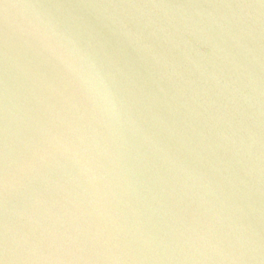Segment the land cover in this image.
Segmentation results:
<instances>
[{
    "label": "water",
    "instance_id": "water-1",
    "mask_svg": "<svg viewBox=\"0 0 264 264\" xmlns=\"http://www.w3.org/2000/svg\"><path fill=\"white\" fill-rule=\"evenodd\" d=\"M0 264H264V0H0Z\"/></svg>",
    "mask_w": 264,
    "mask_h": 264
},
{
    "label": "clouds",
    "instance_id": "clouds-1",
    "mask_svg": "<svg viewBox=\"0 0 264 264\" xmlns=\"http://www.w3.org/2000/svg\"><path fill=\"white\" fill-rule=\"evenodd\" d=\"M69 56L72 55L71 52L68 53ZM69 70L71 71H81L80 69H76L73 67L71 63L68 64ZM83 82L84 84L92 91L95 92V94L100 98L102 102L105 104L108 103L107 95L105 92V89L103 88L102 82L99 81L96 77L92 76L90 70H83Z\"/></svg>",
    "mask_w": 264,
    "mask_h": 264
}]
</instances>
